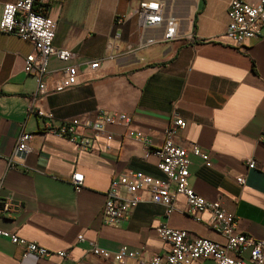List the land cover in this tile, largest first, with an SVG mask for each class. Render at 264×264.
Returning <instances> with one entry per match:
<instances>
[{"label":"crops","instance_id":"obj_1","mask_svg":"<svg viewBox=\"0 0 264 264\" xmlns=\"http://www.w3.org/2000/svg\"><path fill=\"white\" fill-rule=\"evenodd\" d=\"M15 1L0 0V13L4 3ZM157 1L163 22L153 28L140 27L138 0L45 4L43 11L56 24L55 46L76 55L69 61L49 57L40 88L23 70L26 55L34 52L32 43L0 32V228L52 252L43 259L22 258L19 247L0 238V264H148L156 254L163 262L169 244L156 232L162 223L187 230L190 238L224 242L208 212L198 217L186 212L182 195H176L170 215L142 193L121 225L101 219L113 176L137 170L164 178L153 151L176 118L185 127L176 131L175 142L189 150L195 144L209 156L207 166L188 152L190 186L234 214L235 232L264 240V175L246 164L247 158L264 156V27L260 38L235 46L224 36L230 0ZM242 1L255 5L259 0ZM118 17H123L120 24ZM171 20L177 21V37L164 42ZM98 109L126 113L132 121L108 125L112 139H94L88 150L46 132L48 121L59 124ZM22 129L31 134L30 151L10 163ZM137 131L149 140L148 148L135 139ZM77 173L83 179L76 188L71 177ZM119 193L127 195L123 188ZM6 201L15 209L2 210ZM92 245L112 254L122 247L137 254L116 261L93 254ZM241 256L249 264L248 251ZM191 264L215 263L197 259Z\"/></svg>","mask_w":264,"mask_h":264},{"label":"built area","instance_id":"obj_2","mask_svg":"<svg viewBox=\"0 0 264 264\" xmlns=\"http://www.w3.org/2000/svg\"><path fill=\"white\" fill-rule=\"evenodd\" d=\"M57 0H16L4 3L0 13V32L14 35L24 41L32 43L34 52L26 55L24 59V72L35 77L39 88L43 85V78L47 73L49 57L54 56L60 61H69L75 57V53L67 48L57 47L54 44L55 21L43 11L45 4ZM140 27L153 28L163 22V6L157 0H138L135 11ZM228 23L224 36L235 46H241L249 39L261 37L264 27V0L250 5L242 0H230L227 9ZM123 17L116 18L120 24ZM177 21L171 20L165 27L162 40L171 42L177 37ZM117 35V34H116ZM152 40H150L151 43ZM96 66L97 62L92 63ZM69 73V67L66 74ZM67 83L59 85L57 90L63 89ZM39 115H44L37 110ZM132 121L126 113L98 109L93 113H86L83 117H75L59 124L46 123V132L58 137L67 138L74 142L82 150L92 147L94 139L104 137L112 139V133L107 129L108 125L116 124L129 126ZM185 127L181 118H176L172 124L164 129L161 144L153 153L158 157L157 169L164 176L163 179L154 178L142 171L127 170L111 178L110 186L105 194L101 209V219L106 225L119 226L129 219L133 209L141 201L142 193H146L150 201L164 207L166 215L175 210V197L182 195L185 198L186 212L198 217L203 212H208L211 217L210 225L219 231L225 238L220 243L206 237L190 238L187 230L174 228L165 223L156 227L158 236L169 244L168 251L162 257L153 255L148 264H191L197 259H212L215 264H244L242 253L248 251L249 264H264V240H257L241 232H235L236 218L233 213L227 211L219 200H208L196 193L189 184V160L188 152L201 157L207 166H210L209 156L201 149L191 144L190 150L178 145L175 134L178 129ZM89 131L87 135H81L78 130ZM31 134L22 129L16 139L9 162L13 163L29 153V140ZM135 139L141 141L147 148L149 140L141 133L135 132ZM247 168L264 175V156L261 159L247 158ZM83 175H72V184L77 188L82 183ZM239 184H244V177L236 178ZM1 184V183H0ZM120 188L126 191L125 196L119 193ZM15 209L9 201L3 203L2 210ZM0 238L7 239L22 250V258L32 257L43 259L51 255V251L18 236L15 232L1 229ZM82 240V236H78ZM92 253L114 260L135 257L136 252L128 251L122 247L119 251L111 253L108 250L92 245ZM59 256H66L60 251Z\"/></svg>","mask_w":264,"mask_h":264}]
</instances>
